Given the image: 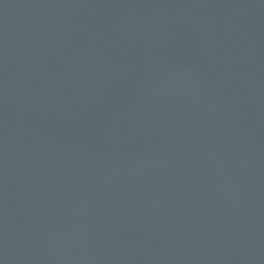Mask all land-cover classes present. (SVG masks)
Masks as SVG:
<instances>
[{"label":"water","instance_id":"1","mask_svg":"<svg viewBox=\"0 0 264 264\" xmlns=\"http://www.w3.org/2000/svg\"><path fill=\"white\" fill-rule=\"evenodd\" d=\"M0 264H264V0H0Z\"/></svg>","mask_w":264,"mask_h":264}]
</instances>
